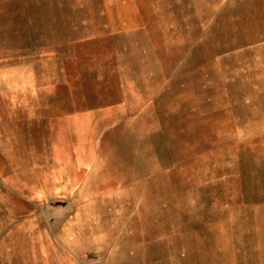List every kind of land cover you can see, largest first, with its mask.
Listing matches in <instances>:
<instances>
[{
  "label": "rangeland",
  "instance_id": "obj_1",
  "mask_svg": "<svg viewBox=\"0 0 264 264\" xmlns=\"http://www.w3.org/2000/svg\"><path fill=\"white\" fill-rule=\"evenodd\" d=\"M87 16L94 30L74 25ZM105 20L116 45L106 36L63 44ZM111 54L163 72V121H26L58 117L67 87L91 85ZM225 69L229 96L241 102L221 111ZM95 135L123 166L157 171L164 199L177 201L164 209L165 231L180 227L177 243L222 245L229 261L241 252L264 264V0H0V264H72L65 229L79 206L57 189L54 161L76 137ZM203 213L226 220L193 242L188 215Z\"/></svg>",
  "mask_w": 264,
  "mask_h": 264
},
{
  "label": "crops",
  "instance_id": "obj_2",
  "mask_svg": "<svg viewBox=\"0 0 264 264\" xmlns=\"http://www.w3.org/2000/svg\"><path fill=\"white\" fill-rule=\"evenodd\" d=\"M76 9L90 10L87 7ZM98 11L106 12L104 8ZM85 19L76 21L74 25L94 30L97 23L91 17ZM108 23L107 20L103 22V33L67 36L63 44L73 47L80 41L94 42L106 36L116 45L113 39L117 32ZM69 55L68 58L76 60L84 57L81 54ZM225 56L221 55V58ZM111 58L107 60H113L110 69L103 71L91 85L67 87L69 91L62 97L64 110L58 117L33 114L28 115L26 121H141L143 118L163 121V72L157 67L145 70L137 65L128 66L125 55L111 54ZM223 71L221 111L227 109L228 103L235 106L241 102V98L233 100L229 96L227 69ZM175 99H178V92H175ZM242 101L255 102L247 98ZM98 138L91 136L84 143L79 136L76 137L75 148L56 156L63 160L54 161L60 174L57 189L67 191L70 203L79 206L65 229L71 245L68 258L72 264H260L245 262L241 252L239 256L236 253L234 262L229 261L228 248L222 245L177 243L174 237L180 235V227L171 224L168 230L164 229L165 218L171 219L165 217L164 209L177 204V201L164 199V185L157 180V171L142 168L137 160H126L123 166L116 160L123 156L117 155L116 151L100 150ZM103 157L108 158L104 165L100 162ZM139 157V154L124 155L126 159ZM69 174H76V177L67 176ZM178 219L173 217V220ZM187 220L192 222L193 242H202L201 239L207 240L208 234L219 232L216 230H220L226 215L193 214L188 215ZM88 252L97 258L94 256L89 260Z\"/></svg>",
  "mask_w": 264,
  "mask_h": 264
}]
</instances>
